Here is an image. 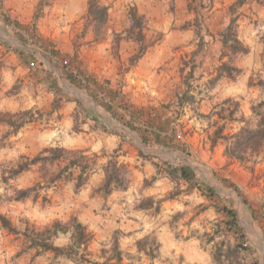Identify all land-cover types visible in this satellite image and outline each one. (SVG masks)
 <instances>
[{"label":"rangeland","instance_id":"obj_1","mask_svg":"<svg viewBox=\"0 0 264 264\" xmlns=\"http://www.w3.org/2000/svg\"><path fill=\"white\" fill-rule=\"evenodd\" d=\"M99 1L109 8L108 24L99 41H94L92 31L85 28L89 0L36 1L35 14L44 2L39 19L52 9L53 16L58 14L57 19L53 18L55 24L60 28L70 26L69 33L74 38L67 44L68 52L64 46L65 51L49 56L35 36L14 27L17 22L11 20L8 30L0 18V44L4 49L0 53V116L8 120L6 114L31 112L17 131L0 123V214L22 231L26 228L25 219L41 227L56 220L65 223L81 211L83 206L78 208L75 203L86 189L90 191L89 198L95 199L93 212L99 216L97 229L92 231L96 238L87 249V259L92 262L103 263L115 257L117 242L121 264H219L214 260L217 253L221 264H264V152L254 164L245 165L226 157L224 141L212 146V138L222 126L225 136L244 125L239 122L242 118L254 126L252 107L264 101V90L249 85L251 78L254 82L264 80V0H247L237 9L238 36L249 53L234 61L241 69L236 80L221 78L214 83L211 80L217 76L221 62L228 61L220 60L219 36L228 25L230 7L237 0H214L211 5L204 1L203 7L199 6L200 0ZM7 2L0 0V12L5 16ZM191 2L192 9H188ZM133 7L144 16V32L149 40L166 36L169 41L163 52L154 54L158 62L143 67L148 74L147 83L141 87L128 84L129 77L135 78L128 76L130 70L140 67V59L131 61L138 52L134 42L137 31L129 30L128 14ZM16 46L37 53L46 68L58 77V67L70 68L74 73L71 75L77 76V84L59 78V100L30 71L25 69L16 77V66L6 56ZM8 72H12L10 81L5 77ZM185 81L193 100L180 108L175 92L185 87ZM75 100L89 107L119 135L95 126ZM227 100L233 102L225 104ZM109 105L114 111L112 118L105 108ZM148 108L158 109L166 121L169 119L163 137L172 141L176 149L154 150L143 145L139 129L157 118L149 114ZM230 112L235 113L234 120H225ZM49 147L83 152L85 161L95 164L93 173L90 171L85 177L79 191L76 181L70 179L58 181L51 188H39L24 201L14 200L20 190L37 187L38 183L43 186L41 176L45 173L37 164L17 179L4 181L3 176L8 177L5 172ZM111 156L118 162L126 188L104 197L96 190L103 183L102 169ZM163 162L188 165L198 173L204 187L232 202L257 260L234 252V239L224 235V216L216 211L214 203L198 190H188L186 185L172 180L160 164ZM55 168L49 173H54ZM78 172L74 170V175ZM93 174H97L96 178L90 179ZM60 201L67 204L65 217L52 220L49 211ZM144 203L150 206L141 208ZM115 206L117 210L112 209ZM107 213L113 218L108 222L104 220ZM69 237L59 235L55 244L65 246L70 243ZM138 242L144 250H139ZM27 247L23 236L10 234L0 224V264H91L79 262L78 256L68 259L52 252L36 257V252Z\"/></svg>","mask_w":264,"mask_h":264},{"label":"trees","instance_id":"obj_2","mask_svg":"<svg viewBox=\"0 0 264 264\" xmlns=\"http://www.w3.org/2000/svg\"><path fill=\"white\" fill-rule=\"evenodd\" d=\"M174 1V0H171ZM204 1H207L211 5L214 0H200V7L204 6ZM247 0H237L230 7V21L226 28L220 33V43L222 46L220 60L223 61L228 58V61L221 62L218 67V74L215 78L211 80L214 83L221 78H227L229 80H236V78L241 74V69L235 64V60L238 57L245 56L249 53V48L244 45V43L239 39L238 28H239V14H237V9L242 7ZM44 2L39 4V8L34 16L33 23L28 26H21L20 24H15V28L22 29L28 34L35 36V39L42 44L44 53L47 56L49 54L53 55L57 53L48 42L37 36L36 23L39 20L40 12H42V6ZM192 9V2L188 4ZM130 19V29L131 31L136 30L137 34L134 42L138 45V52L133 56L132 62L134 60H139L147 50L154 45L157 39L149 40L145 34V19L144 16L139 14L136 7H133L129 11ZM0 18H5V15L0 12ZM85 28L91 30L94 41H99L104 36V30L108 24L109 19V8L102 5L99 0H89L87 6V13L85 15ZM8 25L9 19H4ZM20 31V30H19ZM44 43V44H43ZM26 44V42H25ZM17 52L23 64L30 71L31 75H35L37 82L41 85L47 86L49 90L61 100L62 92L59 88L60 80L63 79L71 84H77V76L70 68L63 66L58 67L60 76L58 77L56 73L48 70L46 64L39 58L37 53L28 52L24 49H14ZM55 52V53H54ZM53 64V62L49 61ZM183 71V70H182ZM185 87L182 90H177L175 92L176 103L182 108L188 101H192L193 97L190 92V85L185 81ZM250 86H256L264 90V80L259 79L254 82L251 78L249 81ZM77 107L82 110L85 116L90 119L95 126L101 129L103 132H108L113 135H119V133L112 131L103 120H101L95 113L87 106H85L80 100L74 101ZM97 102V99H96ZM232 100H227L225 104L232 103ZM236 106L239 107V105ZM108 115L112 118L114 111L111 106L105 107ZM264 101L258 103L256 106L252 107L253 117L256 119L255 125L251 126L245 119L239 120L240 123L244 125L232 135H223L224 126L220 127L214 134L212 138V146H216L219 140L226 143L225 155L231 160H235L241 164H254L257 159L264 152ZM149 114L157 117L151 120L149 123H145V126H141L139 129L141 141L145 147H150L154 150H172L177 147L172 145V141H169L166 137H163L166 132V127L169 126V119H164L160 111L155 108H148ZM142 111V110H141ZM140 110L138 112H141ZM146 111V110H144ZM30 111L20 112L14 115H7L8 120L2 119L0 116V123H5L7 126L14 130L20 129L27 121L26 118L30 114ZM148 114V115H149ZM235 113L230 112L225 120H234L233 116ZM138 119V117H137ZM140 119V118H139ZM167 122V123H166ZM173 146V147H172ZM180 150V149H179ZM141 154H143L141 152ZM97 156V155H94ZM86 157L83 152L73 153L64 148L59 147H49L43 150L42 153L34 158H30L26 162L19 163L17 166L8 169L5 173L8 177L3 176L4 181H9L10 179H17L22 174L30 171L32 166L40 164L41 170L45 173L41 176L45 184L42 186L40 183L37 187H33L28 190H20L17 192L14 200L24 201L25 199L32 196L33 192H36L39 188H51L58 181H76V189L79 191L84 186L83 181L85 177L89 175L90 171H94V162L85 161ZM166 168L167 174L172 180H175L183 185H186L188 190L195 189L201 192V194L207 199L214 203V207L219 214L224 216L221 223V228L225 236L234 239V252L244 258L250 256V258L256 259L254 257V250L246 242V235L243 228L239 223L238 213L235 206L230 202V200L220 196L214 189L210 187H204L199 175L191 167L186 164L180 163L179 165H171L166 162L160 163ZM55 172L49 173V171L54 167ZM49 168V169H48ZM74 170H78V174L74 175ZM104 180L103 183L96 192H100L104 197L111 195L114 190L126 188L125 181L121 176L120 169L118 167V162L114 157H110L107 164L103 167ZM93 171L91 173H93ZM238 193L239 190L233 187ZM240 194V193H239ZM35 198V197H34ZM223 200V201H222ZM147 205L144 203L141 208L146 209ZM26 228L22 231L16 228L12 221L6 218L3 214H0V224L4 230H7L10 234L16 235L18 237L23 236L27 243V250H33L36 252L35 256H41L44 253L52 252L56 257L65 256L68 259L75 258L83 263L91 264H121L122 257L121 253L118 251V243L115 242V257L114 255L106 259L103 263L92 262L87 259V249L89 244L93 239V235L88 231L87 226H85L78 218L77 215L73 214L69 221L62 222L61 220H56L51 224H47L43 227L31 224L29 220L25 219ZM59 235H70L69 244L65 246H57L55 241L59 238ZM139 250H144L141 242H138ZM82 251L81 255L79 252ZM80 256V257H79ZM215 262L221 264V259L216 254L214 258ZM257 260V259H256ZM252 262V264H257Z\"/></svg>","mask_w":264,"mask_h":264},{"label":"crops","instance_id":"obj_3","mask_svg":"<svg viewBox=\"0 0 264 264\" xmlns=\"http://www.w3.org/2000/svg\"><path fill=\"white\" fill-rule=\"evenodd\" d=\"M36 1H34V0H8V2L6 4L7 6L5 8L8 15L6 14L5 18L9 19V22L11 20H13V21L17 22L16 24H20L21 26L31 25L33 23V20H34L35 10L37 7ZM49 11H50V13L46 12L47 15H45V17L43 19L41 18L37 21L36 32L40 34L38 36H40L42 39H44L49 44H53V46H55V45L58 46V47L53 48L57 52H59L58 50H64V46L66 49V51L65 50L64 51L68 52L67 51V44L69 43L70 40L74 39L73 34L69 33L70 32V29H69L70 26L66 25L64 28H60L54 22L55 21L54 19H57L58 14L53 16L52 9L49 8ZM64 14H68V13H64ZM5 18H1V20L6 24V22L4 20ZM78 18L80 19V16ZM78 18H76V19H78ZM81 18H82V16H81ZM8 26L9 25H7V28L9 30L10 26L9 27ZM75 26H78V23ZM16 37L23 39L21 35H17ZM168 43H169L168 37H166V36L162 39L156 40L154 45L151 46L147 50V52H145V54L140 58V62H139L140 67H135L132 70H130L131 72H129L128 76L133 75L135 78L132 79V76L129 77V82H128L129 85L134 83L136 86L141 87V86H143L142 84L147 83L146 77H147L148 72H146L145 71L146 68L143 69V67H145L146 65H149V62L151 63V65L154 66L155 63L158 62L155 60V59H157V56H154V54L157 53V51H159V50H160V52H163L162 48L165 46L168 47ZM14 49L28 50L22 46H16V47H14ZM3 51H4L3 46H1V44H0V53L1 52L3 53ZM28 52H30V51H28ZM60 53H62V52H60ZM6 56H9L10 60L13 61L15 66H16V68H15L16 70H14L16 77H18L19 74H21L22 72L24 73L25 69H26V71L28 70L27 67L23 64V62H22L23 60L21 59L20 55L17 52H15V50L9 51ZM166 56H167V54H166ZM158 64H156V66H158ZM11 75H12V72H8L7 76H5L7 81H10L12 79ZM166 76H167V74H166ZM167 79H169V76H167ZM96 175L97 174H93L92 178H90V179H95ZM79 194L80 195H79V197L75 203V206L78 208H80L82 206L83 207L81 208V211L77 214V216H78L79 220L85 226H87L88 231L92 232L95 227L97 229V223H99V221H98L99 216H97L95 214V212H93V210H94L93 209L94 208L93 202L95 201V199L92 200L89 198L90 191L87 190V192H86V189L81 191ZM113 200H115V198ZM64 205H66V207H67V204L64 203L63 201L55 203L53 208L49 211V212H51V215L49 218H51L52 220L63 219L65 217L66 212H67V210L64 209ZM72 205H74V203ZM84 205H85V207H84ZM16 206H18V205H16ZM116 206L118 207L117 203H116ZM116 206L112 209L115 210L117 208ZM15 209H18V207H16ZM113 210H111L110 213H112ZM46 211L48 212V210H46ZM110 216L111 215H109L107 213L104 220L106 222H108V220H112L113 218ZM37 220H38V223L43 221V220L41 221V219H37ZM104 220H102V221H104ZM40 224H43V222ZM102 224H104V223H102ZM91 234L93 235V241H94L96 236H94L93 232ZM98 236L99 235H97V238H98Z\"/></svg>","mask_w":264,"mask_h":264}]
</instances>
